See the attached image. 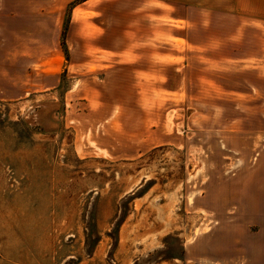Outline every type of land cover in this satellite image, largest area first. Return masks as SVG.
<instances>
[{
    "label": "rangeland",
    "instance_id": "rangeland-1",
    "mask_svg": "<svg viewBox=\"0 0 264 264\" xmlns=\"http://www.w3.org/2000/svg\"><path fill=\"white\" fill-rule=\"evenodd\" d=\"M242 8L0 0V264H186L209 227L197 142L212 109L234 116L230 59L251 50Z\"/></svg>",
    "mask_w": 264,
    "mask_h": 264
},
{
    "label": "crops",
    "instance_id": "crops-1",
    "mask_svg": "<svg viewBox=\"0 0 264 264\" xmlns=\"http://www.w3.org/2000/svg\"><path fill=\"white\" fill-rule=\"evenodd\" d=\"M242 11L243 45L251 50L230 59L234 116L216 123L212 109L210 131L197 142V186L188 201L209 227L186 241V264H264V0H243Z\"/></svg>",
    "mask_w": 264,
    "mask_h": 264
}]
</instances>
